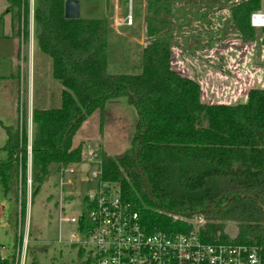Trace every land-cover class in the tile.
<instances>
[{
  "label": "trees",
  "instance_id": "1",
  "mask_svg": "<svg viewBox=\"0 0 264 264\" xmlns=\"http://www.w3.org/2000/svg\"><path fill=\"white\" fill-rule=\"evenodd\" d=\"M6 1L7 13L16 8L19 21L28 19L29 0ZM227 1L245 40L253 41L251 15L264 10V0ZM65 2L35 0V39L51 58L53 78L63 89L60 107L32 113L34 190L40 189L53 165L60 174L81 162L82 146L73 148L72 140L82 124L97 110L103 123L108 102L125 98L139 117L131 147L115 157L98 152L102 179L119 185L122 200L139 211L150 229H177L174 215L201 214L205 237L253 245L264 262V85L249 89L243 103H203L200 85L172 67L167 30L172 0H147V46L140 73H110L109 21L66 19ZM6 130L8 139L0 148V189L6 198L18 201L29 141L24 128ZM227 221L238 225L234 240L225 233ZM82 232H87L84 227ZM81 264H93V258L87 253Z\"/></svg>",
  "mask_w": 264,
  "mask_h": 264
},
{
  "label": "rangeland",
  "instance_id": "2",
  "mask_svg": "<svg viewBox=\"0 0 264 264\" xmlns=\"http://www.w3.org/2000/svg\"><path fill=\"white\" fill-rule=\"evenodd\" d=\"M172 4V14L167 17L172 67L200 85L203 103H243L249 89L264 85V28L253 27L255 39L245 40L227 0H172ZM29 5L28 19L21 17L20 21L16 8L10 13L8 7L0 9V20H5L0 24V50L9 54L0 56V74L4 76L0 78V147L7 142V127L24 128L30 146L34 132L32 110L61 106L63 87L53 78L51 58L41 52L35 39V0H29ZM146 5L147 0H121L117 21L115 11L108 12L113 19L109 22L108 72L140 73L143 49L147 46ZM130 13L132 25L128 23ZM13 32L14 37H19L18 45L11 39ZM138 118L136 107L125 98L108 102L103 123L98 110L88 117L72 140L73 148L82 146V160L68 166L75 174L65 175L73 185L64 191L58 186L60 175L53 165L36 192L33 164L29 168V163L25 177L20 179L18 201L15 197L6 198L0 189V247L4 248L8 264H21L22 258L24 264L85 261L87 250L69 243L71 235L77 233L75 227L59 222L60 199L64 198L67 215L77 217L86 208L85 197L95 190V180L89 177L87 151L105 152L112 157L124 153L131 147ZM69 193L71 197L67 196ZM225 233L234 240L237 223L225 222Z\"/></svg>",
  "mask_w": 264,
  "mask_h": 264
},
{
  "label": "built area",
  "instance_id": "3",
  "mask_svg": "<svg viewBox=\"0 0 264 264\" xmlns=\"http://www.w3.org/2000/svg\"><path fill=\"white\" fill-rule=\"evenodd\" d=\"M128 23L133 24L131 13ZM251 25L264 28V12H254ZM31 151L30 145L29 168ZM92 151L86 154L95 167L90 168L89 174L95 180V190L85 197L87 206L77 217L65 214L61 194L59 222L75 227L77 233L71 235L69 243L85 248L93 264H264L259 249L253 245L205 237L202 230L206 220L201 214L192 218L174 215V220L179 221L177 229H150L139 211L122 200L119 185L102 179L97 169L98 155ZM66 174L75 172L68 167L59 174L58 186L63 191L73 185L72 179L66 180ZM5 259L4 248L0 247V261Z\"/></svg>",
  "mask_w": 264,
  "mask_h": 264
},
{
  "label": "crops",
  "instance_id": "4",
  "mask_svg": "<svg viewBox=\"0 0 264 264\" xmlns=\"http://www.w3.org/2000/svg\"><path fill=\"white\" fill-rule=\"evenodd\" d=\"M78 1L80 2V13H81L80 15H82L81 18L84 17L85 19H106L109 22H113V19L110 18L111 16L108 13L110 11V9H113L115 11L116 21L120 17L119 11L121 10V7H120L121 0H78ZM0 4H1L0 9L2 11H3L4 7L7 9L8 5H7L6 0H0ZM99 14H101V16H98ZM32 16L34 17V12H33ZM4 21L5 20L2 19L0 21V24H4ZM12 28L14 29V27H12ZM112 28H114V26ZM17 36L18 35L16 34L14 37V32H13L11 39H13L15 41L14 43H16L18 45V44H20V40H18L19 37H17ZM0 47H1V45H0ZM7 55H9L7 52H5L4 50H0V56H6L7 57ZM1 69H2V67L0 66V73H1ZM3 77L4 76H2L0 74V78H3ZM32 113H33V110H32ZM32 125H33V120H32ZM33 129H34V125H33ZM31 143H32V141H31ZM31 158H32V154H31Z\"/></svg>",
  "mask_w": 264,
  "mask_h": 264
},
{
  "label": "water",
  "instance_id": "5",
  "mask_svg": "<svg viewBox=\"0 0 264 264\" xmlns=\"http://www.w3.org/2000/svg\"><path fill=\"white\" fill-rule=\"evenodd\" d=\"M65 17L69 20L80 18V2L78 0H67L65 2Z\"/></svg>",
  "mask_w": 264,
  "mask_h": 264
}]
</instances>
